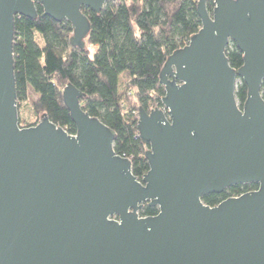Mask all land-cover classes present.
Here are the masks:
<instances>
[{"label": "water", "instance_id": "95a60500", "mask_svg": "<svg viewBox=\"0 0 264 264\" xmlns=\"http://www.w3.org/2000/svg\"><path fill=\"white\" fill-rule=\"evenodd\" d=\"M114 0H0V264H264V0H198L201 27L160 70L161 108L138 109L149 169L138 180L115 153V133L83 110L71 83L63 102L75 134L43 114L19 125L15 16L70 22L84 49L90 21ZM233 41L243 56L233 68ZM247 86L240 107L235 90ZM255 190L209 206L238 184ZM147 203L153 216H139Z\"/></svg>", "mask_w": 264, "mask_h": 264}, {"label": "trees", "instance_id": "16d2710c", "mask_svg": "<svg viewBox=\"0 0 264 264\" xmlns=\"http://www.w3.org/2000/svg\"><path fill=\"white\" fill-rule=\"evenodd\" d=\"M198 0H114L104 4L100 12L82 7L90 21L84 49L72 46L70 22L54 21L41 16H15L13 31L14 77L16 100L24 104L30 91L36 95L32 109L50 121L75 134L76 127L66 108L62 91L67 83L79 89L83 110L98 117L115 133L116 154L131 159L132 174L141 180L149 169L144 157L149 148L137 136L138 109L161 108L164 87L159 83L160 70L169 54L184 47L196 33L201 22L197 14ZM211 13L213 0L206 1ZM231 67L243 63L242 53L233 41L225 49ZM126 76L124 90L119 79ZM264 99V81L260 89ZM240 107L246 100L247 86L240 79L235 90ZM257 183L238 184L221 193H209L202 202L214 206L221 201L257 189ZM157 207L147 203L139 209V216H153Z\"/></svg>", "mask_w": 264, "mask_h": 264}, {"label": "rangeland", "instance_id": "374dc122", "mask_svg": "<svg viewBox=\"0 0 264 264\" xmlns=\"http://www.w3.org/2000/svg\"><path fill=\"white\" fill-rule=\"evenodd\" d=\"M126 84L125 78L119 79V90L122 92L124 90V86ZM36 95L30 91L27 101L18 106L19 107V122L22 125H27L30 123H34L37 120V116H35L33 109H32V103L35 100Z\"/></svg>", "mask_w": 264, "mask_h": 264}, {"label": "crops", "instance_id": "0c3cea01", "mask_svg": "<svg viewBox=\"0 0 264 264\" xmlns=\"http://www.w3.org/2000/svg\"><path fill=\"white\" fill-rule=\"evenodd\" d=\"M125 78L126 79V76H125V74H122L121 76H120V78Z\"/></svg>", "mask_w": 264, "mask_h": 264}, {"label": "built area", "instance_id": "2783aa9c", "mask_svg": "<svg viewBox=\"0 0 264 264\" xmlns=\"http://www.w3.org/2000/svg\"><path fill=\"white\" fill-rule=\"evenodd\" d=\"M154 107H151L150 109H153Z\"/></svg>", "mask_w": 264, "mask_h": 264}]
</instances>
